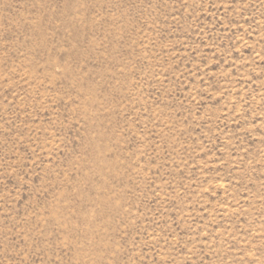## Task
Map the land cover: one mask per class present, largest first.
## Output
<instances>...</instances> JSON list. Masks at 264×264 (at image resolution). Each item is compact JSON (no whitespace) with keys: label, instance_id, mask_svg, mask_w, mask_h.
I'll return each mask as SVG.
<instances>
[{"label":"rangeland","instance_id":"1","mask_svg":"<svg viewBox=\"0 0 264 264\" xmlns=\"http://www.w3.org/2000/svg\"><path fill=\"white\" fill-rule=\"evenodd\" d=\"M0 264H264V0H0Z\"/></svg>","mask_w":264,"mask_h":264}]
</instances>
